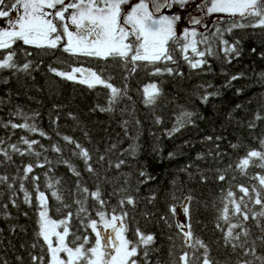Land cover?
I'll return each mask as SVG.
<instances>
[{
  "label": "trees",
  "instance_id": "obj_1",
  "mask_svg": "<svg viewBox=\"0 0 264 264\" xmlns=\"http://www.w3.org/2000/svg\"><path fill=\"white\" fill-rule=\"evenodd\" d=\"M230 25L231 22L214 23L201 33L211 36L217 28L223 31ZM223 38L229 43L240 41L237 47L241 54L238 58H233L231 63H227L223 54L219 53L218 56L205 57L208 64L202 69H192L181 58V54L176 52L174 56L177 63H169L167 66L176 69L182 75L167 73L153 75L151 66H140L136 72L131 73L129 71L131 65L129 69H125L118 66L116 61H108L106 66L105 61L82 56L77 57L81 61L74 62L73 56L69 58L59 49L33 51L35 48L32 47L30 50L24 49L32 53L26 57L21 51L22 48H15L17 63L22 64L26 60H31L34 66L39 67L30 74L25 72L13 74L11 70H0V139L6 141L0 147H7L8 143H18L21 136L36 139L44 145L53 142L63 144L56 135L60 132L78 140L90 150L94 159L99 154L109 155L113 162L126 159L128 163L119 171L132 173L130 191L136 198L135 206L126 205L129 213L127 221L130 229L129 238H135L137 227L143 233L153 234L155 237L154 243L150 246L147 264H171L173 257L169 256L170 249L177 260L182 251L195 253L197 256L203 253V249L182 247L184 242L178 235L179 213L174 214L172 209L180 208L183 205V196L187 195L193 198L189 204L192 232L208 246L209 256L216 264H238L244 260L252 261V264H261L252 255L244 256L240 249L233 252L231 247H226L223 233L216 224L218 209L222 207L221 197L229 186H233L238 198L242 194L235 188L236 185L258 187V181L252 177L258 173L264 175V169L255 165L249 167L247 175L228 168L229 164L237 162L249 149H259V139L264 138V79L261 78V74H264V56L261 55L264 53V28H236L231 33L224 31ZM200 47L203 49L204 46ZM252 49L256 51L253 52ZM69 64L97 70L105 68L104 76H111L110 82L114 86L123 88L127 84V96L114 106L113 111H100L101 107H108V89L102 86L89 89L86 85L64 80L48 71L49 65L65 69ZM157 67L164 68L165 65L158 64ZM233 75H240V79L232 81L231 87H225V81ZM153 83L160 87L162 94L155 105L145 106L143 89ZM208 84L213 87L207 91H219L220 94L210 98L206 104L201 103L194 93H203L205 89L200 86ZM237 90H240L239 94ZM237 105L240 107L237 108ZM17 109L29 116L38 113L39 115L30 122L45 131L51 140L21 129L5 128L3 125L9 120L23 122L13 116ZM185 110L195 113L192 117L194 123L185 124L179 132L169 138L165 131L173 127L176 118ZM69 113L72 115L69 116ZM257 114L262 119H255ZM156 117L161 118L160 124L155 122ZM125 120L130 121L128 125L130 137L139 136V149L135 159L119 154L133 142L130 137L125 136L123 127ZM135 120L140 121L138 128ZM250 123H254L255 127L249 128ZM209 136L213 138L211 141L205 139ZM216 137L221 139L216 140ZM113 143L119 146L115 154L105 153L106 148ZM233 144L240 147L233 149L231 147ZM169 152L174 153L172 158H169ZM210 152H218L220 155H209ZM44 155L53 162L52 175L63 180L65 190L73 189L76 177L63 164L57 163V154L48 151ZM69 156L70 153L65 151L63 157ZM72 160L82 172L83 180L89 189L95 190L97 182L84 171L83 162L74 157ZM0 161H3L2 156ZM35 162L34 156L13 154L12 162L0 163V175L15 177L18 175V168L22 169L23 165ZM259 163L256 161V164ZM188 165L191 167L187 171H181ZM141 169L154 179L137 185ZM225 169L227 180L219 181L217 170ZM46 170L36 168L34 174L40 175L41 190L49 195L50 215L60 219L61 213L56 211L60 205L45 188L43 173ZM108 175L115 176L118 172L113 168ZM202 176L206 179L201 180ZM122 183L123 180L120 181V184ZM25 186L32 191L31 181L25 182ZM113 187L114 185L110 183L101 185L102 198L109 202L110 208L117 206L120 198L118 195H111ZM136 187L139 191L135 190ZM178 188L182 189L183 195L181 191L176 190ZM15 189L17 207L10 203L14 193L6 184L0 185V264H33L31 255L39 256L40 245L43 243L42 240L37 243L36 239V202L34 194L32 206L23 202V193L18 191V182ZM173 191L179 199H173L169 195ZM153 194L156 199L150 202ZM64 195L70 203L71 198L67 191ZM88 204L91 206L95 202L89 199ZM3 205H7V208ZM251 206L250 204L249 207ZM256 210H259V206H256ZM92 214L95 215L94 212ZM162 215L167 217V223L160 219ZM72 224L74 231L79 229L78 220L74 219ZM221 225L226 230L222 221ZM247 227L250 233L249 246L254 242L256 256L264 257V242L260 239L264 233L251 219L247 222ZM80 231L83 232V229ZM34 243H37L35 248L32 247ZM139 260L140 264H145L143 249Z\"/></svg>",
  "mask_w": 264,
  "mask_h": 264
},
{
  "label": "snow or ice",
  "instance_id": "obj_2",
  "mask_svg": "<svg viewBox=\"0 0 264 264\" xmlns=\"http://www.w3.org/2000/svg\"><path fill=\"white\" fill-rule=\"evenodd\" d=\"M127 6V7H125ZM176 9L172 15H157L161 9ZM191 9H196L205 15L224 14L233 18L231 25L225 29H216L211 36L198 33L194 28H184L181 32L179 23L183 20L184 14ZM14 15V18H12ZM7 21V27H0V70H11L13 74L25 72L30 74L39 65H33L31 60H26L19 64L16 61L17 51L14 45L22 42L25 46L37 49H59L73 57H88L96 60L116 61L118 66L129 69L131 73L136 72L140 66H151L153 75H182L176 69L168 67L169 63L176 64L174 53L179 52L181 58L189 64L192 69H202L208 64L205 57L218 56L222 53L225 61L231 63L233 58L240 56L237 47L240 43H229L224 39V31L231 33L236 28H264V0H0V23ZM191 24L199 25L201 19L196 16H189ZM71 26V27H70ZM199 37V38H198ZM203 45V49H201ZM215 45V48H214ZM24 55L31 56V52L21 49ZM255 52V49H252ZM264 56V53L261 54ZM164 64V68L157 67ZM70 69V70H69ZM48 71L55 76L67 81H73L86 85L89 89L102 86L109 90L108 107H101L100 111H113L121 99L127 96V84L123 88L114 86L110 81L111 76H104L105 68L99 70L83 65H67L65 69H58L51 65ZM264 79V74H261ZM127 79V77H125ZM240 79V75H233L225 81V87H231L232 81ZM203 93H194L201 103H207L210 98L219 96V91H207L213 85H201ZM240 90H237L239 94ZM162 94L160 87L153 83L143 89V103L145 106H153ZM128 99H131L128 97ZM237 108L240 105L236 106ZM17 109L14 117L20 118L23 122L16 123L9 120L3 126L11 129H21L30 134H38L40 137L51 140L48 134L39 129L35 123L30 121L38 116ZM72 114L69 113V116ZM192 111H183L177 118L176 123L165 134L171 138L179 132L185 124L194 123ZM231 115V114H229ZM59 117L57 116V120ZM255 119L262 117L257 114ZM155 122H162L160 117H156ZM130 121L125 120L123 127L125 136L130 137L128 125ZM138 128L139 120H135ZM249 128L255 127L250 123ZM63 141L41 144L36 139L28 136H21L18 143H8L7 147H0V156L4 161L12 162L13 154L20 156L31 155L36 158L35 163H28L18 168V175L9 177L0 175V185L6 184L12 191L13 197L10 203L17 207L15 198V184L19 183L18 191L23 193V202L29 206L33 205V194L37 208V243L40 245L41 254L31 255L33 264H140L139 257L143 249V257L147 264V257L151 251L150 246L154 243L153 234H145L138 227L135 230V238H129L128 216L126 205L135 206L136 198L131 194L132 173H123L119 170L128 163L126 159H118L115 162L109 155L99 154L95 159L88 148L81 144L74 137L56 133ZM87 136V133H85ZM133 142L120 151V156H129L135 159L139 149V136L130 137ZM10 139V138H9ZM211 141L212 137H205ZM216 137V140H220ZM6 143L0 139V146ZM20 145H24L21 147ZM259 149H249L243 157H240L234 164H229L228 168L238 170L241 174L247 175L250 166L255 165L264 169V138L259 139ZM118 144L113 143L106 148L105 153L115 154ZM218 147V145H217ZM233 149L240 147L238 144L231 145ZM51 151L57 154V163L63 164L68 171L76 177L75 187L65 190L63 180L52 175V161L44 153ZM70 153L67 158L63 157L64 152ZM209 155H220V153H209ZM169 158L174 153H168ZM77 158L83 162L84 171L96 180L95 190H90L83 180L82 172L73 163L72 158ZM198 158H203L198 156ZM259 161V164H256ZM191 165L186 166L181 171H187ZM47 169L43 175L45 177V188L54 198L60 207L56 209L61 213L60 219H55L50 215L49 195L41 190L40 175H36L35 169ZM115 168L118 175L109 176L108 172ZM227 169L217 170L219 181L227 180ZM140 179L137 185L147 183L154 179L145 170L139 171ZM206 177H201L205 180ZM235 179V177H233ZM258 181L257 186L236 185L240 195L237 198L233 186L224 192L221 197L222 207L218 209L216 227L223 233V242L226 247H231L233 252L237 249L243 251L244 256L252 255L264 264V257L256 256L254 242L249 246L248 237L250 235L247 222L251 219L256 222V226L264 233V175L256 174L252 177ZM11 180V182H9ZM123 183L120 184V181ZM31 181L32 191L25 186V182ZM103 183L113 184L111 195H118L117 206L109 207V202L102 198ZM175 184V181H173ZM115 185H119L118 187ZM136 191L139 188L136 187ZM177 191L182 189L178 188ZM65 191L71 198V202L65 198ZM173 199L176 192L169 193ZM183 195V193H182ZM91 199L95 202L89 205ZM152 195L150 202L155 200ZM190 195L183 196V216L177 227L180 229L178 235L183 239L184 248L203 249V253L197 256L188 251H182L178 260L174 257L173 251L169 250V256L173 257L171 264H216L209 256L208 246L199 238L195 237L190 224ZM252 205L249 207V205ZM73 206L75 209L73 210ZM259 206V210H256ZM7 208V205H3ZM174 214L179 213V209H172ZM95 213L93 215L92 213ZM27 215V213H25ZM187 218V219H185ZM79 221V229L73 230V220ZM161 220L167 223V217L161 216ZM221 221L226 226V230L221 225ZM83 229V232L80 231ZM237 229L239 231H237ZM171 240L172 238L169 237ZM264 242V236L260 237ZM37 243L32 245L37 247ZM175 247V245H173ZM238 264H252V261L244 260Z\"/></svg>",
  "mask_w": 264,
  "mask_h": 264
},
{
  "label": "flooded vegetation",
  "instance_id": "obj_3",
  "mask_svg": "<svg viewBox=\"0 0 264 264\" xmlns=\"http://www.w3.org/2000/svg\"><path fill=\"white\" fill-rule=\"evenodd\" d=\"M12 0H6V3H11ZM127 7V6H126ZM163 9H161L162 11ZM176 9H167L165 8L163 13H159V15H172ZM213 15V14H211ZM211 15H205L202 12H199L196 9H191L189 12L184 14L183 20L179 23V29L182 32L184 28L195 29L198 33L206 31L212 24L216 23H224V22H232L231 17H221L220 14H216L217 16L211 17ZM189 16H196L201 19L202 23L199 25L191 24L189 20ZM211 17V18H210Z\"/></svg>",
  "mask_w": 264,
  "mask_h": 264
},
{
  "label": "rangeland",
  "instance_id": "obj_4",
  "mask_svg": "<svg viewBox=\"0 0 264 264\" xmlns=\"http://www.w3.org/2000/svg\"><path fill=\"white\" fill-rule=\"evenodd\" d=\"M126 7V6H125ZM209 16V15H208ZM215 16H217L216 14H213V15H211V17H215ZM220 16L221 17H228V16H226V15H224V14H220ZM210 17V18H211ZM12 18H14V15H13V17ZM0 27H7V21L6 20H4L3 21V23H0ZM71 27V26H70ZM15 48H22V49H28V50H30L29 48H31V47H26L25 45H23V43H21V44H16V45H14V49ZM37 50H39V51H43V50H52V49H37V48H35V50H33V51H37ZM61 51V50H60ZM63 54H65L66 56H68L69 58H71V55H69V54H67V53H64L63 51H61ZM73 60L72 61H74V62H78V61H81L79 58H77V57H74V58H72ZM85 60H90V59H85ZM91 61V60H90ZM180 211H179V218H178V223H180V222H182L181 221V217L183 216V205H181V207L180 208H178ZM186 219V218H185ZM129 234V233H128Z\"/></svg>",
  "mask_w": 264,
  "mask_h": 264
},
{
  "label": "bare ground",
  "instance_id": "obj_5",
  "mask_svg": "<svg viewBox=\"0 0 264 264\" xmlns=\"http://www.w3.org/2000/svg\"><path fill=\"white\" fill-rule=\"evenodd\" d=\"M163 11H164V9L161 11V14L163 13ZM157 15H159V13Z\"/></svg>",
  "mask_w": 264,
  "mask_h": 264
}]
</instances>
